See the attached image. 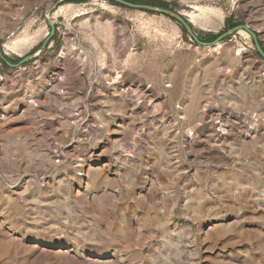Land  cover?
<instances>
[{
    "label": "rangeland",
    "instance_id": "rangeland-1",
    "mask_svg": "<svg viewBox=\"0 0 264 264\" xmlns=\"http://www.w3.org/2000/svg\"><path fill=\"white\" fill-rule=\"evenodd\" d=\"M139 1L264 51V0ZM0 46V264H264L248 30L203 46L109 0H0Z\"/></svg>",
    "mask_w": 264,
    "mask_h": 264
},
{
    "label": "water",
    "instance_id": "water-1",
    "mask_svg": "<svg viewBox=\"0 0 264 264\" xmlns=\"http://www.w3.org/2000/svg\"><path fill=\"white\" fill-rule=\"evenodd\" d=\"M112 2L114 3H117L123 7H126V8H129V9H133V10H141V11H147V12H161L167 16H170L172 18H174L175 20L178 21V23H180L184 29L188 32V34L190 36H192L194 38V40L200 44V45H203V46H214L216 45L217 43L223 41L224 39L228 38L231 34H234V33H237L239 30H248L249 33L253 36V38L255 39V43H256V46H257V49L259 51V53L262 55V57L264 58V51L262 49V47L260 46V44L257 42L256 40V35L251 32L247 27L245 26H237L235 28H233L232 30L230 31H227L225 33H223L222 35H220L215 41L211 42V43H206V42H201L199 40V38L197 37V35L194 33V30L191 26V24L185 19L183 18V16H181L180 14H177L175 12H172L170 10H167V9H164V8H158L156 6H153V5H148V4H136V3H132V2H128L126 0H111ZM54 34V28H53V31H52V35ZM50 39V38H49ZM49 39L46 40V42L44 43V45L42 46V49H44L46 46H47V43L49 42ZM37 55H32V56H29L27 58H25L24 60H22L21 64H24L26 63L28 60L36 57ZM0 59L4 62H6L9 66L11 67H15L14 65L10 64L6 57L3 55L2 53V48L0 46Z\"/></svg>",
    "mask_w": 264,
    "mask_h": 264
},
{
    "label": "trees",
    "instance_id": "trees-1",
    "mask_svg": "<svg viewBox=\"0 0 264 264\" xmlns=\"http://www.w3.org/2000/svg\"><path fill=\"white\" fill-rule=\"evenodd\" d=\"M110 2H112L111 0H109ZM126 1H128V2H132V3H136V4H145V2L144 1H139V0H126ZM140 2V3H139ZM112 3H114V2H112ZM115 4V3H114ZM162 5V4H161ZM162 6H164V5H162Z\"/></svg>",
    "mask_w": 264,
    "mask_h": 264
}]
</instances>
